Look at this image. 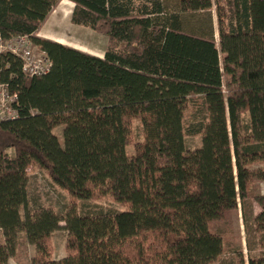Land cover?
Instances as JSON below:
<instances>
[{
  "label": "trees",
  "instance_id": "trees-1",
  "mask_svg": "<svg viewBox=\"0 0 264 264\" xmlns=\"http://www.w3.org/2000/svg\"><path fill=\"white\" fill-rule=\"evenodd\" d=\"M63 1L74 5L73 25L108 39L102 59L39 37ZM0 35L30 37L51 63L30 77L0 53L18 113L0 124V264L21 232L35 247L32 264L216 262L223 242L208 224L264 181V167L251 168L264 165V0H0ZM197 135L201 147L187 151L185 138ZM31 166L70 196L63 219L30 209ZM104 199L124 211L77 212V201ZM61 222L66 257L56 261Z\"/></svg>",
  "mask_w": 264,
  "mask_h": 264
},
{
  "label": "rangeland",
  "instance_id": "rangeland-1",
  "mask_svg": "<svg viewBox=\"0 0 264 264\" xmlns=\"http://www.w3.org/2000/svg\"><path fill=\"white\" fill-rule=\"evenodd\" d=\"M212 18L215 32H217V21L214 12ZM49 22H47L48 24L46 23L47 26L45 25V30H48L52 24V22H50V24ZM66 23L70 24V21L68 20ZM56 33L57 35L55 38L62 42V45L78 48L76 44L82 43L84 49L82 47L79 48H82L86 52H92L91 49L94 47L100 49L106 46V41L104 39L106 37L96 34L89 29L83 28L72 32L70 29L64 28L58 30ZM40 36L43 35L39 34V37ZM36 55L40 56L37 50ZM63 130L64 127H58L54 130V134L58 137L61 144H63ZM138 140H141V137L138 123L135 122L134 142ZM201 142L202 135L186 137L185 146L187 151L199 149L201 147ZM126 152L129 156H132L134 154L133 145L128 146ZM263 167L264 165L261 164H254L251 166L254 171ZM28 194L30 209L33 212L40 209H49L63 219L65 214L73 206L70 196L65 191L53 185L45 172L40 170L37 166H31L28 169ZM261 198H264V181L256 180L249 198L242 205H239L238 209L228 210L222 219L212 221L208 224V230L212 234L218 235L223 242V254L212 264H240L242 260L245 264H248L249 258H257L262 254L264 255V249L259 242L260 235L255 224V218L261 212ZM76 206L77 212L80 215L124 211V208L108 199L85 202L77 201ZM65 227V223L61 222L58 230L52 237L53 258L56 261L66 257L65 245L68 232ZM1 242L2 235L0 233V243ZM35 255V247L27 242L25 233L21 232L18 235L15 255L10 259L9 264H32Z\"/></svg>",
  "mask_w": 264,
  "mask_h": 264
},
{
  "label": "built area",
  "instance_id": "built-area-1",
  "mask_svg": "<svg viewBox=\"0 0 264 264\" xmlns=\"http://www.w3.org/2000/svg\"><path fill=\"white\" fill-rule=\"evenodd\" d=\"M36 50L30 37L20 36L4 43L0 35V53L9 52L19 58L23 63V72L30 77L45 76L51 68L50 60L44 54L37 56ZM16 102L17 95L10 94L7 85L0 80V124L17 119Z\"/></svg>",
  "mask_w": 264,
  "mask_h": 264
},
{
  "label": "crops",
  "instance_id": "crops-1",
  "mask_svg": "<svg viewBox=\"0 0 264 264\" xmlns=\"http://www.w3.org/2000/svg\"><path fill=\"white\" fill-rule=\"evenodd\" d=\"M69 3H71V2H69ZM73 9H74V5H73ZM55 12L52 14V16L50 17V19L54 16ZM71 17H72V15H71ZM68 24L63 20L62 14L56 15L55 18H54V20L52 21V24L48 28V30H45V28H46L47 25L42 29V31L40 32V35H43V36H40V37L45 38V39H48V40H51V41H54V42H57V40H56L55 37L57 35L56 32H58V30L66 28V29H70L72 32H74V31H76L78 29H83L81 27H77V26L73 25L71 23V20H70V24L69 25ZM104 39L106 41V46H103L100 49H97V48L94 47V48L91 49L92 52H86L85 50H83L84 49V45L82 43L81 44L79 43L77 45H79V47H82L83 49L82 48L81 49L80 48H75V47H71V46H69V47L74 48V49L79 50V51H82V52H85V53H88L90 55H93L95 57H98V58H101L102 59L104 57V55H105V51H106L107 44H108V39L107 38H104ZM93 52H95V53H93Z\"/></svg>",
  "mask_w": 264,
  "mask_h": 264
},
{
  "label": "bare ground",
  "instance_id": "bare-ground-1",
  "mask_svg": "<svg viewBox=\"0 0 264 264\" xmlns=\"http://www.w3.org/2000/svg\"><path fill=\"white\" fill-rule=\"evenodd\" d=\"M72 12H73V5L67 1H64L61 3V5L59 6V8L56 10L54 16L52 17L51 21H53V18L56 16V15H59V14H62L63 16V20L66 22V21H70V18H71V15H72ZM49 22V24H50ZM63 39V38H62ZM57 42L59 44H63L62 42L58 41ZM71 44V43H69ZM77 45V44H76ZM74 46V45H73ZM78 48H79V45H78Z\"/></svg>",
  "mask_w": 264,
  "mask_h": 264
}]
</instances>
